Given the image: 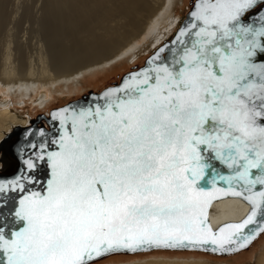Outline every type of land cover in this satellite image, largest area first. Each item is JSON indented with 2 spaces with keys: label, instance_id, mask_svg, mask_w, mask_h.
I'll return each instance as SVG.
<instances>
[{
  "label": "snow or ice",
  "instance_id": "obj_1",
  "mask_svg": "<svg viewBox=\"0 0 264 264\" xmlns=\"http://www.w3.org/2000/svg\"><path fill=\"white\" fill-rule=\"evenodd\" d=\"M51 118L0 180V264L237 255L264 237V0H191L141 66ZM225 197L249 211L213 228Z\"/></svg>",
  "mask_w": 264,
  "mask_h": 264
},
{
  "label": "bare ground",
  "instance_id": "obj_2",
  "mask_svg": "<svg viewBox=\"0 0 264 264\" xmlns=\"http://www.w3.org/2000/svg\"><path fill=\"white\" fill-rule=\"evenodd\" d=\"M36 1L41 5L37 12L36 5L23 0H0V146L17 129L30 126L36 108L46 110L57 96L78 94L90 82L88 75L121 61L133 64L181 23L176 15L181 0ZM20 99L33 105L20 113ZM6 160L0 150V170ZM248 211L243 200L225 197L213 203L210 223L216 228L239 221ZM120 264L225 263L178 255ZM248 264H264V248Z\"/></svg>",
  "mask_w": 264,
  "mask_h": 264
},
{
  "label": "rangeland",
  "instance_id": "obj_3",
  "mask_svg": "<svg viewBox=\"0 0 264 264\" xmlns=\"http://www.w3.org/2000/svg\"><path fill=\"white\" fill-rule=\"evenodd\" d=\"M23 1L25 5L30 6V7H34L36 5L35 6L36 12L40 11L41 5L36 0H23ZM181 1L177 3L176 15L177 17H180L182 21L189 11V4L191 0H184V2L183 1L181 2ZM32 22L33 21H31L30 23L22 22L21 24H34ZM149 55L150 54L145 55L143 57L141 56V58L139 57L133 64H130L128 61H121L120 63L114 65L111 68H105L100 71H97L96 73L88 75V81L90 82L85 83L84 86L81 88L82 91H80L78 94L71 95V96L66 95V97L59 95L57 96V99L53 101V103L51 102L50 104L51 106L49 105L50 108H47L46 110L36 108L37 110L35 109L33 111V112L35 111L36 112L35 113L32 112L29 118H31V121L35 119L37 120L40 115H44V114L48 115V113L52 111L53 109L62 107L71 101L77 100L81 98L83 95L87 94L89 91H96V92L101 91L103 88H105L108 85H111L113 83H118L120 78L126 72H128L135 66L137 67L141 66L143 62L148 58ZM96 78H98L97 81H92ZM22 102L23 101L20 99L17 101V104H16L18 107V112L20 113L23 111H26V106L33 105V103H31L30 101H27L25 105H23ZM25 115H27V113ZM16 140H17V137L15 136V133H13L9 135L6 138V141L0 146L1 154H3L7 159L6 160L7 164H5L4 168L0 170V172L2 173L9 174L13 172L16 167V163L14 162V160L11 158V155H10V148L16 142ZM263 248H264V237H260L247 251L241 252L240 254H237V255H232V256H227V257H218V256L210 255V254L196 253V252L158 251V252L136 255V256L135 255L134 256L115 255V256H111L109 258H106L100 261L99 264H120L124 262H132L138 259H147L151 257H174L178 255H185L189 257L192 256V257H195L197 260L198 259L210 260L212 262H220V263H225V264H248V263H252L255 261L258 254L260 253V250Z\"/></svg>",
  "mask_w": 264,
  "mask_h": 264
},
{
  "label": "water",
  "instance_id": "obj_4",
  "mask_svg": "<svg viewBox=\"0 0 264 264\" xmlns=\"http://www.w3.org/2000/svg\"><path fill=\"white\" fill-rule=\"evenodd\" d=\"M172 36L170 38H172ZM170 38L167 39V40H170ZM135 67H137V66H135ZM113 84H116V83H113ZM98 92H100V91H97V92L96 91H89L87 94L83 95L81 98H79L77 100H74V101H71V102H69L68 104H66V105H64L62 107L53 109L52 111H50L48 113V115L47 114L40 115L37 120L35 119V120L31 121V125L29 127L23 128V129H17V131H16L17 133H15V136L17 137V140L10 148L11 158L14 161H16L17 165H16L14 171L9 173V174L0 172V180L11 179V178H13L14 176H16L17 174L20 173L21 169L23 168L22 159L23 158H27V156L31 154L32 149L30 148V144L36 143L37 146H38L39 143L43 140V137H41L39 135L40 131H44L45 133H50V132H54L55 131L53 125L56 124L57 122L52 121V118H51V113L52 112L57 111V110H59L61 108L67 107L69 105H75L77 103H82V102L86 103L88 99H90L92 96H94ZM29 132H30V134H26V133H29ZM2 148H3V146H2ZM9 195H13V194H9ZM214 202L215 201L212 202V204L209 206V209H208L209 222H210V210L212 209V206H213ZM12 203H13L12 201L9 202V207L12 206ZM158 251H165V252H196V253L210 254V255H214V256H218V257L232 256V255H219V254H213V253H210V252L191 251V250H185V251L153 250V251L141 252V253H137V254H120V255H127V256H134L135 255L136 256V255L149 254V253L158 252ZM113 256H115V255H113ZM109 257H111V256H108L107 258H109Z\"/></svg>",
  "mask_w": 264,
  "mask_h": 264
}]
</instances>
